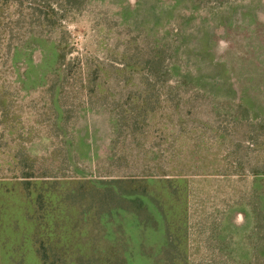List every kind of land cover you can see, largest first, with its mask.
Segmentation results:
<instances>
[{
	"label": "rangeland",
	"instance_id": "obj_1",
	"mask_svg": "<svg viewBox=\"0 0 264 264\" xmlns=\"http://www.w3.org/2000/svg\"><path fill=\"white\" fill-rule=\"evenodd\" d=\"M112 178L148 200L109 233ZM43 232L67 264H264V0H0V264Z\"/></svg>",
	"mask_w": 264,
	"mask_h": 264
},
{
	"label": "trees",
	"instance_id": "obj_2",
	"mask_svg": "<svg viewBox=\"0 0 264 264\" xmlns=\"http://www.w3.org/2000/svg\"><path fill=\"white\" fill-rule=\"evenodd\" d=\"M244 111H246L249 114V109L244 108ZM27 177H30V176H27ZM26 179L28 180H24L25 182H23V184H24V188L28 192L30 202H32V197H31L30 192L35 188H37L39 191L35 198V205L39 206V209L37 207V211H40L39 215H41L42 219L44 220L45 216H48L49 213H51L52 211H55V209L50 210L51 195L50 194L48 195V193H50L51 191H54V192H58V191H56L53 188L54 183L47 182L44 180L32 182V180H29V178H26ZM124 182L125 181H123L122 179H114V178L101 179L98 182L99 184L96 182H91L92 187L98 189L99 206H97V211H98L97 215L101 218L102 221H104V223H105V219L109 220L110 218V222L107 224L108 226L104 224V227H106V232H109V233L112 232L113 226L121 227V225L123 224L122 220L119 221L120 223L118 222L119 225L115 223L119 215H122L123 217L125 216V213H126L125 210L128 209V207L126 206V202L128 201L131 202L132 205L130 207L131 208L134 207V209H136L135 211L139 215L138 212H142L144 208V204L147 203L143 200V198L148 200L147 187H146L147 185L144 186V185L138 184L135 186H130L131 188H128L124 185ZM133 182L134 181H132L131 183ZM82 183H87V182H82ZM81 193L82 195L85 196L86 191L81 192ZM57 194L60 195L59 197L60 201L65 202V198H63L61 192H58ZM158 207L160 208L161 204L158 205ZM57 217H59L58 219H60V221L59 220L56 221L57 223H59L57 226H61L62 224L61 213ZM41 226H42V223H41ZM170 234L171 232H170V226H169V236H168L169 241H168L167 250L169 249V246H173L175 244ZM42 235L43 236H36L35 243L37 246V252L43 264H67V262H65V259H66L65 247L63 244L61 245L62 239L60 238V233H59V238H58V244L60 243V245H59V248L57 249L53 248V244L51 243L53 240L51 241V238H50L51 236H45V232H43ZM104 237L109 242H112L113 244H115L117 241L124 239V237H121V236H104ZM112 247L114 246L112 245ZM125 256H126V253H125ZM125 256H124V261L126 263L127 257ZM71 262H74L75 264H87V262L79 255L75 257V259H73V261ZM167 263L168 262H165V264ZM14 264H25V260L23 257L16 258L14 261Z\"/></svg>",
	"mask_w": 264,
	"mask_h": 264
}]
</instances>
